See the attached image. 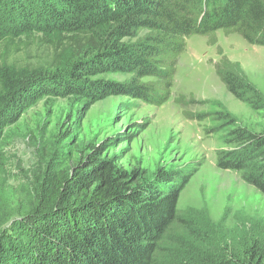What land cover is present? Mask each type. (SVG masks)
<instances>
[{"label": "trees", "instance_id": "1", "mask_svg": "<svg viewBox=\"0 0 264 264\" xmlns=\"http://www.w3.org/2000/svg\"><path fill=\"white\" fill-rule=\"evenodd\" d=\"M217 31L264 46V0H0V141L26 106L51 96L162 104L187 39L212 42ZM216 70L234 97L261 102L240 69ZM113 72L130 77H103ZM233 135L239 145L221 152V166L243 170L262 157L249 178L264 192V133ZM100 149L73 165L46 163L28 204L0 191V264H264L261 243L213 246L178 212L184 173L143 181ZM194 254L202 260L190 263Z\"/></svg>", "mask_w": 264, "mask_h": 264}, {"label": "rangeland", "instance_id": "2", "mask_svg": "<svg viewBox=\"0 0 264 264\" xmlns=\"http://www.w3.org/2000/svg\"><path fill=\"white\" fill-rule=\"evenodd\" d=\"M226 65L242 71L261 102L238 99L227 90L216 70ZM103 77L122 82L130 75ZM237 127L264 133V46L234 32L217 31L212 42L193 35L177 59L169 99L160 105L110 95L93 103L81 96H51L26 106L0 141V191L28 204L33 195L27 186L46 163L73 165L100 146V156L143 181L161 171L184 173L185 181L177 178L174 184L183 185L176 208L207 229L213 246L242 252L256 240L264 248V192L249 178L262 157L243 170L220 163L223 150L239 145L233 135ZM192 260L202 256L194 254Z\"/></svg>", "mask_w": 264, "mask_h": 264}, {"label": "clouds", "instance_id": "3", "mask_svg": "<svg viewBox=\"0 0 264 264\" xmlns=\"http://www.w3.org/2000/svg\"><path fill=\"white\" fill-rule=\"evenodd\" d=\"M251 45H257V44H251ZM173 87V86H172ZM172 90V89H171Z\"/></svg>", "mask_w": 264, "mask_h": 264}]
</instances>
